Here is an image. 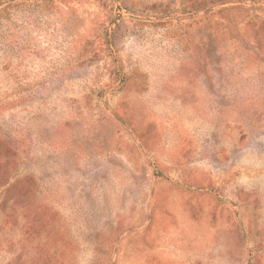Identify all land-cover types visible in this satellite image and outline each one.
I'll return each mask as SVG.
<instances>
[{
	"label": "rangeland",
	"instance_id": "rangeland-1",
	"mask_svg": "<svg viewBox=\"0 0 264 264\" xmlns=\"http://www.w3.org/2000/svg\"><path fill=\"white\" fill-rule=\"evenodd\" d=\"M0 154V264H264V0H0Z\"/></svg>",
	"mask_w": 264,
	"mask_h": 264
},
{
	"label": "trees",
	"instance_id": "trees-1",
	"mask_svg": "<svg viewBox=\"0 0 264 264\" xmlns=\"http://www.w3.org/2000/svg\"><path fill=\"white\" fill-rule=\"evenodd\" d=\"M1 162H2V155L0 154V166H1ZM3 181H4V177H3V173L1 172V169H0V187L3 186V183H4ZM12 190L13 189H8L7 193L12 192Z\"/></svg>",
	"mask_w": 264,
	"mask_h": 264
}]
</instances>
